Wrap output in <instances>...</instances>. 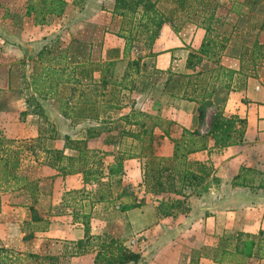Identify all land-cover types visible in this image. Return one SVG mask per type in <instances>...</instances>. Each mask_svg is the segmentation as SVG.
Listing matches in <instances>:
<instances>
[{
  "label": "crops",
  "instance_id": "obj_1",
  "mask_svg": "<svg viewBox=\"0 0 264 264\" xmlns=\"http://www.w3.org/2000/svg\"><path fill=\"white\" fill-rule=\"evenodd\" d=\"M64 1L67 3L66 0ZM218 14L220 17L222 16L221 11ZM63 17L65 18V15ZM222 17L224 24L230 28V32L241 29L240 18H243L244 15L238 16L225 12ZM173 18L172 23L162 26L149 49V54L141 60L142 64L150 62L155 66V76L162 78L161 82L163 83L156 84L157 88L154 91L152 89L151 92L146 91V94H139L142 100L138 103V109L148 114L152 111L161 112L166 116V119L161 118L160 115H151L175 123L171 127L170 137L178 138L183 129L190 132L197 131L201 135L206 134L218 102L225 99L224 106L220 105L223 114L226 117L235 116L245 121L243 143L217 150L213 147V141L209 139L206 150L190 155L191 162L206 165L210 174L200 185L186 189L188 210L185 213L176 212L168 217L157 215L156 202H146L140 207L126 211L120 208L124 204L139 203L143 199H148L142 185L144 159L131 158L123 161L122 173L117 176L121 184L114 194L113 198L116 199L114 203H90V198L84 197L85 192L91 191L89 193L92 195L96 189L95 185L84 187L80 175H59L56 170L44 164V153L33 149L32 152L37 156L39 163L37 165L38 176L33 178L36 180L34 193L17 190L11 184L0 185L1 248L14 254L18 251L19 253H34L36 245L42 244L44 247L46 243L60 239L65 248L74 250V255L76 243L84 238L83 225L80 219L74 220V213L82 212H88L90 216L91 235L108 234L114 237V227L117 226L120 229L118 236L122 241L129 239L130 243L135 239L133 236L136 238L151 237L154 244L151 248V250L153 249V260L149 262H146L144 248L135 251L129 245L132 251L141 253V259L147 264H179L180 260H175V257L180 258L176 254L177 244L186 246L182 249L189 252L187 262L190 257H195L193 260L196 264H209L208 258L211 256L210 253L216 249L218 241L228 246V242L236 241L241 236L251 238L264 234V19L247 24L253 34L251 48L240 46L235 48L234 53H231V48L235 43L229 39L224 54L217 60V63L213 62L215 67L219 65L234 71V75L230 80L228 91L220 88L224 83H227V80L219 76L218 81L214 84L215 91L209 99L210 104L201 118L198 112L200 94H194L193 101H184L163 91L164 82H166L169 73L193 74L201 70L209 61L207 58H203L198 66L187 68L189 55L198 53L206 33L204 29L194 24L188 22L181 25L180 18ZM176 28L179 29L176 31ZM3 36V30H0V94H8L15 89L11 86L9 76L2 73V69L6 65L3 62L1 50L5 40H9L7 38L15 40V35L9 34L7 38ZM253 44L256 47H253ZM242 49H247V54L243 57V64L250 58L252 50L260 53L255 70L244 71L242 69V61L240 62ZM112 58L114 57L111 55L107 57L108 60ZM122 60L124 59L121 53V57L113 64L112 71L110 70L105 76L106 80L120 82L123 79L122 76L126 72H124V68L122 69ZM9 68L10 65H8L7 72ZM99 76L98 73H95L92 77L94 80H99ZM37 101L40 104L39 107L47 108L45 100L42 102L37 99ZM20 106L21 108L17 104L10 103L4 108L0 104V130L9 138H18L20 141L28 142L38 137L37 127L33 126L31 119L34 118L33 113L36 111L34 106L28 104ZM129 110L130 108L124 106L121 110L111 112L108 115L110 121L106 124L109 126L108 128H115L118 130L117 132L121 131L125 127L121 116L128 113ZM26 111L28 114L25 118L21 117L20 113ZM44 114L51 116L52 112L49 110ZM55 116L58 120L71 123L58 111ZM76 124L77 128L81 129L69 134L70 137L84 139L85 127L91 123L77 121ZM154 134L158 138L161 132L157 130ZM108 137H114L113 133L101 132L97 137L87 142L89 149L100 150L104 154L103 169L105 174L114 165V158L122 151L129 150L131 145L130 141L124 140H122V144H119L120 142L116 144L114 141L112 144H106ZM45 140L42 141V148H52L49 146L50 140L47 138ZM169 143L167 137L158 138L154 145L156 155L163 156L161 147L169 145ZM62 146L63 144L60 142L57 149H62ZM53 149L55 148L53 147ZM132 149L137 152L135 148ZM65 154L71 155L72 152L66 151ZM171 154L172 144L170 151L164 155L168 157ZM129 188L137 191L134 192L136 197L129 198V195L117 198L119 192L126 190L127 193ZM81 190H84V196ZM112 213H116V215L109 219L108 216ZM34 216L41 221L37 224L41 231H35ZM44 226L45 228H43ZM29 234H32V237L26 239L25 236ZM124 244L128 245V242H124ZM225 250L229 249L225 248ZM241 250L239 249V251ZM89 253L91 251L74 255L79 263H71L84 264L85 255ZM192 253H196V256ZM259 253L261 257L264 256L262 251ZM181 262L184 264L186 261Z\"/></svg>",
  "mask_w": 264,
  "mask_h": 264
},
{
  "label": "trees",
  "instance_id": "obj_2",
  "mask_svg": "<svg viewBox=\"0 0 264 264\" xmlns=\"http://www.w3.org/2000/svg\"><path fill=\"white\" fill-rule=\"evenodd\" d=\"M43 16L60 17L64 13L66 2L64 0H40ZM226 0H115L112 14L120 17L122 26L117 37L124 40L122 58L126 59L133 47L138 34L145 36V46L151 48L162 26L172 23L173 17L181 19V25L191 23L205 30V37L197 54H190L187 59V68L198 66L203 58L217 63L224 54L230 36L223 35L219 29L224 25V20L218 12L224 8ZM231 2L227 12L241 16L257 4L258 0H228ZM162 4H170L168 8H161ZM179 28H176V31ZM253 47H256L253 44ZM247 54V49L240 52V62ZM251 52L249 61L252 70L260 53L253 56ZM48 56V57H45ZM140 56L131 65H138ZM118 57L115 56L105 63L75 62L74 66L67 60L66 52L50 56V51L41 49L37 54L36 63L29 76V88L32 96L28 101L36 102V97L42 100H54L59 103V112L71 123L88 121L91 123L85 130L84 139H72L65 136L62 149L41 148L44 153V164L58 172L59 175H80L83 186L95 185L96 189L90 195L82 191L85 198H90V203H114L115 192L120 188V176L125 159H144L142 185L144 192L155 197L156 213L159 217H168L174 213H185L186 189L200 185L210 174L206 165L191 162L189 156L207 148L209 139L213 141V147L217 150L243 143L246 124L235 116L226 117L220 107L224 106L225 99L218 102L216 111L211 118L206 134L201 135L197 131L183 129L178 138H171V127L175 124L169 120H163L158 116L130 108L129 112L121 116L125 127L119 131V138L131 139L130 149L121 152L115 159V163L105 174L103 169L104 154L100 150L88 148V140L95 138L102 131L107 130V116L114 111L124 108L122 90L127 89L124 82L129 73H125L120 82L106 80L110 68ZM44 61V63L42 62ZM98 73L99 80H94L93 75ZM234 71L217 65L216 69H201L193 74L169 73L164 84V92L172 97H178L184 101H193L194 94H200L198 112L203 118L205 109L209 106V99L215 91V82L219 76L224 77L227 83L220 86L228 91L229 83ZM207 100V101H206ZM39 107V103H35ZM93 123V124H92ZM159 130L158 138L167 137L172 144V154L168 157L158 156L154 145L158 138L155 132ZM45 140L43 135L30 142L18 141L7 138L0 130V185L11 184L17 190L34 193L36 180L32 179L24 171V151H33L35 145ZM114 137H108L106 144H112ZM132 148H135V152ZM133 150V151H132ZM71 151V155H66ZM32 156L38 159L35 153ZM117 198L128 197L126 190H122ZM135 197V196H134ZM131 195L129 198H134ZM142 204L129 203L120 208L123 211L140 207ZM80 219L84 228V238L76 245V255L87 251L93 253V264H135L141 259L139 253L130 250L123 242L109 236L90 234V216L86 212L74 213V220ZM35 231H41L37 227L40 219L33 217ZM43 222V221H42ZM44 223V222H43ZM45 228V226L43 227ZM32 234L25 238H31ZM247 251L245 256H250L251 249L255 246L253 241L244 244ZM258 250V249H257ZM260 251V250H259ZM241 252V251H240ZM7 249L0 247V264H11L12 256ZM33 256V255H30Z\"/></svg>",
  "mask_w": 264,
  "mask_h": 264
},
{
  "label": "rangeland",
  "instance_id": "obj_3",
  "mask_svg": "<svg viewBox=\"0 0 264 264\" xmlns=\"http://www.w3.org/2000/svg\"><path fill=\"white\" fill-rule=\"evenodd\" d=\"M66 1L67 5L64 9V13L60 17H54L42 15V2L40 0H0V30H3V37L5 38L9 37L7 36L9 34L15 35V40H10V38H7L9 40H5L1 50L3 62H5L6 65V67L2 69V73L3 75L7 74L9 76L11 79V86L15 90L8 94H0V104H2L4 108L7 107L8 104L10 105V103L17 104L20 108L21 104H24V106L27 104L34 106L36 112L33 113L34 118H31L33 126L37 127L38 135H43V137L49 139V146L55 149L60 145V142L63 144L65 136L71 135L81 128H77V124L74 125L65 120L56 119L55 113L56 111L59 112V103L57 101L45 100L48 106L44 109L42 107L37 108L32 99L28 101L29 96H31L28 78L34 67H39V64L36 63L38 52L41 49H47L50 51V56L66 52L67 60L69 62L72 61L73 63H71L74 66L75 62L93 64L105 63L108 60V55L120 58L121 51L123 50L122 46L124 45V40L117 37L118 31L123 24L120 17L112 14L115 0ZM237 1L240 2L242 0ZM230 4L231 2H228V0L225 1L224 8L220 10L222 16L223 13L228 11ZM160 7L168 8L170 4H162ZM243 10H245V12L247 11V13L243 14V18H240L241 29L230 32V28L225 24L219 29L221 34L230 36L232 43H235L231 48V53H234L236 47L248 46L251 48L253 34L247 27V24L264 19V0H258L257 4H255L251 10H247V8ZM64 15L65 18L63 17ZM149 49L150 48L145 46V36L138 34L127 59L122 60V69L124 68V72L129 73L127 80L124 82V86L127 87V89L121 92L122 96H124L123 104H125V107H128V109L133 107L135 110L140 111L137 107L138 103L142 100L139 94H146V91L151 92L152 89L154 91V89L157 88L156 84L160 85L163 83L161 82L162 78L160 79L155 76L156 68L152 63L149 62L145 64V62L142 64L140 60L138 61L137 69L136 66L131 65L132 62L137 61L140 56H147V54H149ZM257 54L258 53L254 52L253 56ZM42 62L44 63V61ZM257 62L258 60L256 61V65L258 64ZM8 65H10V68L7 72ZM112 68L113 67L110 69L111 71ZM202 69L211 70L216 69V67L213 61H208V64ZM243 69L244 71L252 70L249 61H244ZM37 99L44 102L42 99L36 97L37 103H39ZM24 106L22 107L24 108ZM49 110L52 112L51 116L44 114L45 111ZM27 114V111L21 112L20 116L25 118ZM149 114L160 115L161 118L166 119V116L161 114V112L152 111ZM106 120L110 121V117L108 116ZM88 127L89 125L85 127V130ZM108 127L109 126L106 125L107 130L102 132L106 134L113 133L115 137L114 143L117 144L120 142L119 144H122V140L131 141V139L128 138L120 140L118 135L119 132H117L118 130ZM33 145H35L33 149L39 151L43 147L42 142L39 144L38 141L33 142ZM170 147L171 143H169V145H162L161 149L163 156L167 157L164 153H168ZM24 156V171H26L32 179L36 178L38 176V160H36L35 156H32L30 150L24 151ZM116 158L117 157L114 158V162ZM134 192L137 191L133 188H129V190H127V195L136 197ZM147 198L148 199L141 198L143 200H141L140 203H155V197L147 194ZM115 215L116 213H112V215L108 217L112 219V216L114 218ZM113 232L114 237L111 235L109 236L123 243L128 242V245L126 244L127 246L124 245L126 247L130 245L135 251L144 248L143 250L146 251V262L153 260V249L151 250V248L154 244L151 237L140 236L136 238L133 236V238H135L134 241L129 243V239L122 241L118 236L120 229L117 226L114 227ZM250 240L255 243V246L252 247L251 253L249 254L250 256H245L244 252L247 250L244 244L246 241ZM61 241L60 239H54L52 242L46 243L44 247H42V244L36 245L34 253H19V251L16 252V254L10 253L9 256H12L11 264L79 263L76 256H74L76 253L73 255L74 250L72 248H65V245L61 244ZM227 244L228 246L221 242L219 243V241L216 243V249L210 253L211 256L208 258V260L211 261V263L209 261V264H264V256L261 257L259 253L260 250L264 254V234L256 235L251 238L248 236H241L236 241H230ZM176 246V254H178L180 258L178 257L177 259L175 257V260H180L179 264H182L181 261L183 260L186 261L184 264H196L195 260H193L195 257H190V260L187 262L189 252L182 249L186 248L185 245L177 244ZM225 248L229 250H225ZM239 249H242L241 252ZM192 254L196 256V253ZM85 256L86 258L83 260L84 264H93V253L91 252ZM140 262L143 264L144 260L140 259L138 263Z\"/></svg>",
  "mask_w": 264,
  "mask_h": 264
}]
</instances>
